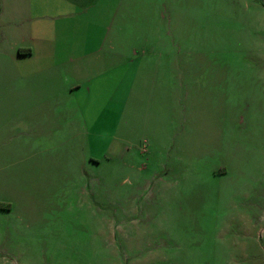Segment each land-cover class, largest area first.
<instances>
[{
	"label": "rangeland",
	"instance_id": "374dc122",
	"mask_svg": "<svg viewBox=\"0 0 264 264\" xmlns=\"http://www.w3.org/2000/svg\"><path fill=\"white\" fill-rule=\"evenodd\" d=\"M158 12L137 83L126 63L119 95L112 69L74 98L88 136L59 113L57 150L23 159L41 119L0 113V264H264V0Z\"/></svg>",
	"mask_w": 264,
	"mask_h": 264
},
{
	"label": "crops",
	"instance_id": "0c3cea01",
	"mask_svg": "<svg viewBox=\"0 0 264 264\" xmlns=\"http://www.w3.org/2000/svg\"><path fill=\"white\" fill-rule=\"evenodd\" d=\"M167 1L0 0V113L17 107L18 114L35 113L41 119L23 130V148L29 146L23 159L47 150L51 157L57 150L65 136L59 134V113L72 120L74 114L79 117L82 136H88V118L74 98H82L83 105L90 106L91 88L94 92L101 89L104 73L113 69V79L108 82L109 86L112 83V97L121 92L120 69L126 63L130 66L126 83L130 79L137 83L145 59L165 48L164 36L169 30L161 34L155 18ZM126 30L133 38L125 44L124 51L130 54L123 55L122 64L121 51L111 45L121 43L116 35ZM155 37H162V47L155 46ZM157 56L161 57L159 51ZM164 73L159 80L168 75ZM134 87L130 82L128 90L132 92Z\"/></svg>",
	"mask_w": 264,
	"mask_h": 264
}]
</instances>
